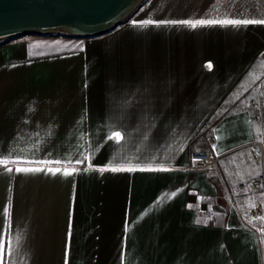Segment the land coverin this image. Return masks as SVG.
<instances>
[{"label": "crops", "instance_id": "obj_1", "mask_svg": "<svg viewBox=\"0 0 264 264\" xmlns=\"http://www.w3.org/2000/svg\"><path fill=\"white\" fill-rule=\"evenodd\" d=\"M145 19H264V0H144L97 35L0 40V159L19 161L0 165L4 264H264L238 186L247 171L264 178L249 155L264 147L251 120L264 24H132ZM193 151L216 161L191 168ZM113 158L169 171H84ZM25 160L80 171L17 173L46 167Z\"/></svg>", "mask_w": 264, "mask_h": 264}, {"label": "water", "instance_id": "obj_2", "mask_svg": "<svg viewBox=\"0 0 264 264\" xmlns=\"http://www.w3.org/2000/svg\"><path fill=\"white\" fill-rule=\"evenodd\" d=\"M144 0H0V40L27 34L93 36L122 23Z\"/></svg>", "mask_w": 264, "mask_h": 264}, {"label": "snow or ice", "instance_id": "obj_3", "mask_svg": "<svg viewBox=\"0 0 264 264\" xmlns=\"http://www.w3.org/2000/svg\"><path fill=\"white\" fill-rule=\"evenodd\" d=\"M132 24L134 26H148L152 24H172V25H186L187 27L191 29H195L198 26H209V25H221V26H247V25H253V24H264V19H196V20H167V21H152V20H143L140 22L132 21ZM209 70L212 69L213 65L211 62L207 63L205 65ZM108 139L114 140L117 144L121 143L123 140V134L120 131H113L109 135ZM85 160L90 161V157H83L82 159H77L75 161V164L79 165L84 163ZM18 160H10L8 158L0 159V165L5 166L6 171L8 173H12L13 169L11 167H7V165L16 164L18 163ZM26 164H42L46 167H16L15 171L17 173H37V172H44L47 171L48 173L55 175L57 173H61L65 177L75 174L76 172L80 171V169L73 166V164L69 161L67 164H64L62 167H59L62 165L61 160H39V161H30L25 160L23 161ZM55 164L58 167H50L49 165ZM70 169V170H69ZM88 170H95L99 171L100 173L104 172H135V171H169L168 168L164 167L163 165H160L159 167H152L151 165L148 166H142L141 164H133L130 160L116 163L115 159L109 161V163L103 167H99L97 169H93V166L89 162L87 166L85 167L84 171ZM261 188H264V185H261ZM172 195H175L174 193ZM262 196H264V193H262ZM252 207H255V204L252 205ZM5 215L8 214L9 209L7 206L3 209ZM260 219H264V217H259ZM6 247L8 248L10 252V245H7L5 242L0 241V264H4V258H5V250ZM67 257V253H66ZM65 264H67V259H65Z\"/></svg>", "mask_w": 264, "mask_h": 264}, {"label": "rangeland", "instance_id": "obj_4", "mask_svg": "<svg viewBox=\"0 0 264 264\" xmlns=\"http://www.w3.org/2000/svg\"><path fill=\"white\" fill-rule=\"evenodd\" d=\"M244 173L240 184L244 183L246 186L247 184H250L249 182L262 178L260 176L255 177V173L252 171ZM262 182L255 188H252L251 186L242 188L243 191H249V194L241 208L245 217L249 219V223L253 227V230L259 237L260 247L264 250V219L259 218L264 217V196H262V193L260 192ZM253 204H255V207H252Z\"/></svg>", "mask_w": 264, "mask_h": 264}, {"label": "built area", "instance_id": "obj_5", "mask_svg": "<svg viewBox=\"0 0 264 264\" xmlns=\"http://www.w3.org/2000/svg\"><path fill=\"white\" fill-rule=\"evenodd\" d=\"M259 86H260V95H261V106H260V113L251 117V120L254 122H257L261 119L264 121V77L260 81ZM251 107L256 108V107H259V105L257 103H252ZM212 139L213 137H211L210 142ZM260 147H261L260 152H256L252 149H249V155L253 160L261 159L264 164V147L261 144H260ZM215 161H216V158L213 155V153H211L210 151H193L189 157V163H190L191 168L207 167V166L213 165ZM262 181H264V178L253 180L247 186H251L253 188V187L258 186ZM247 186L244 183L239 185V187L241 188H245Z\"/></svg>", "mask_w": 264, "mask_h": 264}]
</instances>
